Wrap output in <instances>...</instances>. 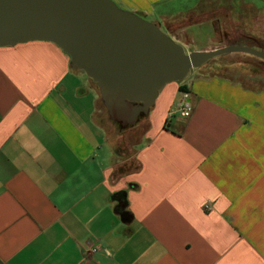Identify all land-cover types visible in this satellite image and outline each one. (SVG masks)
I'll return each mask as SVG.
<instances>
[{
    "label": "crops",
    "instance_id": "0c3cea01",
    "mask_svg": "<svg viewBox=\"0 0 264 264\" xmlns=\"http://www.w3.org/2000/svg\"><path fill=\"white\" fill-rule=\"evenodd\" d=\"M112 1L188 54L264 49V0ZM260 63L211 59L123 127L55 44L0 48V264H264Z\"/></svg>",
    "mask_w": 264,
    "mask_h": 264
},
{
    "label": "water",
    "instance_id": "95a60500",
    "mask_svg": "<svg viewBox=\"0 0 264 264\" xmlns=\"http://www.w3.org/2000/svg\"><path fill=\"white\" fill-rule=\"evenodd\" d=\"M29 42L55 44L98 86L110 117L127 127L148 113L159 90L183 81L211 59L264 52L231 46L185 49L150 21L112 0H0V48Z\"/></svg>",
    "mask_w": 264,
    "mask_h": 264
},
{
    "label": "rangeland",
    "instance_id": "374dc122",
    "mask_svg": "<svg viewBox=\"0 0 264 264\" xmlns=\"http://www.w3.org/2000/svg\"><path fill=\"white\" fill-rule=\"evenodd\" d=\"M257 6L260 7V8H264V5L263 3H260L259 1L257 2ZM152 19L150 20H147V21H151ZM162 32L164 33H167L165 31V28L164 27H161L160 28ZM207 34H208V28L207 27H201L198 29L197 31V34H196V37H197V40L196 42L193 44V50L192 51H197V49H201L202 47H204L206 44H207ZM258 50H261V49H258ZM262 51L264 52V49H262ZM216 58V57H215ZM213 58V59H215ZM262 65H260V67H257V71H258V79L256 81L257 85H259L260 87L263 86L264 87V64L263 63H260ZM84 73V72H83ZM85 74V73H84ZM252 74H255V72H252ZM102 99V97H101ZM100 106L102 107V109H104V111L106 110V106L103 102V100H100ZM107 112V110L105 111Z\"/></svg>",
    "mask_w": 264,
    "mask_h": 264
},
{
    "label": "built area",
    "instance_id": "2783aa9c",
    "mask_svg": "<svg viewBox=\"0 0 264 264\" xmlns=\"http://www.w3.org/2000/svg\"><path fill=\"white\" fill-rule=\"evenodd\" d=\"M176 110L184 118H189L191 116L192 106H191L190 99H189V93L183 92L181 94V98L179 99V101L176 105ZM205 209L210 210V204L206 205ZM96 251H97V249H92V250L88 251V255L94 254Z\"/></svg>",
    "mask_w": 264,
    "mask_h": 264
}]
</instances>
